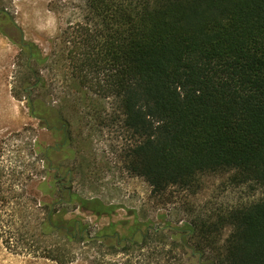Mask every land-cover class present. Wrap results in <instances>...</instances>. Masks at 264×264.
Returning a JSON list of instances; mask_svg holds the SVG:
<instances>
[{
    "label": "trees",
    "instance_id": "trees-1",
    "mask_svg": "<svg viewBox=\"0 0 264 264\" xmlns=\"http://www.w3.org/2000/svg\"><path fill=\"white\" fill-rule=\"evenodd\" d=\"M83 12L67 21L50 55L20 42L28 58L21 93L41 128L63 137L58 149L69 146V124L51 101L33 96L47 87L36 66L50 64L66 84L116 99L118 121L135 140L127 169L152 194L191 189L208 174L264 190V0H85ZM0 24L2 35L12 38L8 29L16 24L4 9ZM54 151H43L48 170ZM56 170L48 189L57 197L46 205L41 233L73 244L81 225L67 219L72 207L98 214L111 208L74 193L59 178L68 171ZM141 226H133V234ZM172 231L204 245L191 247L199 264H264V195ZM115 234L110 225L86 240L111 245ZM179 242L188 249L185 236ZM126 243L134 245L136 238Z\"/></svg>",
    "mask_w": 264,
    "mask_h": 264
},
{
    "label": "rangeland",
    "instance_id": "rangeland-1",
    "mask_svg": "<svg viewBox=\"0 0 264 264\" xmlns=\"http://www.w3.org/2000/svg\"><path fill=\"white\" fill-rule=\"evenodd\" d=\"M84 5L85 0H0V9L16 24L8 29L12 38L0 32V264H199V255H193L191 247L204 245L185 231L172 230L192 226L231 205L257 200L264 190L236 185L229 175L208 174L191 189L174 187L160 196L152 194L149 184L127 169L126 154L135 140L118 121L116 99H102L66 84L50 64L34 65L47 79V87L33 96L41 94L62 111L69 124V146L58 149L63 137L41 128L30 114L28 95L21 93L28 58L20 42L35 43L50 55L67 21L84 16ZM49 148L56 151L54 167L48 170L43 151ZM56 166L68 171V176L59 175L62 184L111 208L98 214L72 207L67 219L81 225L74 231L73 244L41 233L46 205L57 197L56 191L51 197L48 189L58 173ZM136 224L142 226L133 234ZM110 225L116 233L111 245L86 240ZM229 231H222V236ZM183 236L188 249L179 242ZM131 237L136 243L130 246L126 240ZM54 248L60 250L53 254ZM64 257L70 261L62 263ZM203 259L207 261L206 256Z\"/></svg>",
    "mask_w": 264,
    "mask_h": 264
},
{
    "label": "flooded vegetation",
    "instance_id": "flooded-vegetation-1",
    "mask_svg": "<svg viewBox=\"0 0 264 264\" xmlns=\"http://www.w3.org/2000/svg\"><path fill=\"white\" fill-rule=\"evenodd\" d=\"M116 235V234H115Z\"/></svg>",
    "mask_w": 264,
    "mask_h": 264
}]
</instances>
